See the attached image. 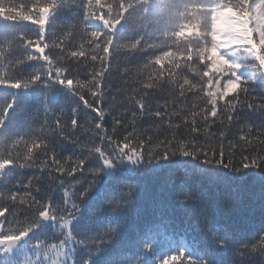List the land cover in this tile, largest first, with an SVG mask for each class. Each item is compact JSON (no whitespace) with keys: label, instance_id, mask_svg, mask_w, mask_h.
<instances>
[{"label":"snow or ice","instance_id":"1","mask_svg":"<svg viewBox=\"0 0 264 264\" xmlns=\"http://www.w3.org/2000/svg\"><path fill=\"white\" fill-rule=\"evenodd\" d=\"M0 264H264V0H0Z\"/></svg>","mask_w":264,"mask_h":264}]
</instances>
